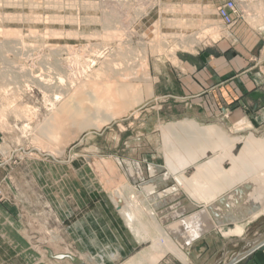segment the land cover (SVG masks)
Instances as JSON below:
<instances>
[{"label":"rangeland","instance_id":"374dc122","mask_svg":"<svg viewBox=\"0 0 264 264\" xmlns=\"http://www.w3.org/2000/svg\"><path fill=\"white\" fill-rule=\"evenodd\" d=\"M245 29L264 37V0H0V203L18 214L0 264H211L206 244L239 254L263 233L264 124L173 93L185 59ZM103 200L132 254L84 221L101 251L71 235Z\"/></svg>","mask_w":264,"mask_h":264},{"label":"crops","instance_id":"0c3cea01","mask_svg":"<svg viewBox=\"0 0 264 264\" xmlns=\"http://www.w3.org/2000/svg\"><path fill=\"white\" fill-rule=\"evenodd\" d=\"M234 32L236 36L233 40L226 39L218 42L214 47L185 59L184 68L175 79L173 93L186 102L195 112L196 117L216 116L227 111L233 118L246 119L234 127L244 125L245 128H251L250 122L256 126L264 124V37L249 29L243 32L248 34V39L242 33H238V30ZM258 46L262 48L257 51ZM259 154L264 160V153L259 152ZM214 169H208L207 172L202 170V175L219 176L218 169L216 171ZM255 190L252 189V191ZM238 194L243 200L242 192ZM236 197L238 196L235 194L231 200L234 201ZM13 208L0 203V262L13 255L10 234L18 227L13 220V216L18 214L10 212ZM115 214L114 207L109 206L104 200L98 201L97 205L90 207L89 211L71 221L68 227H70L71 235L77 236L90 252L101 251V248L90 249L87 246L76 226L81 221L85 223V225L82 223L79 225L82 231H85L83 235L92 236L99 233L104 236H115L120 250L117 254L125 257L132 254L140 242L125 223L117 221ZM86 226H91V230L86 232ZM17 232L20 234L19 228ZM232 233H234L233 230ZM259 234L261 233H257L254 237L256 238ZM231 241L239 240L232 239L228 242ZM263 241L264 237H261L255 243ZM254 244L248 242L240 253H245ZM208 246L206 244V247L202 249L199 258H203L204 262L213 258L211 264H227L239 252H230L226 249V244H222L219 249L214 247L211 253L204 257L203 254L207 252ZM246 264H264V249L254 250Z\"/></svg>","mask_w":264,"mask_h":264},{"label":"water","instance_id":"95a60500","mask_svg":"<svg viewBox=\"0 0 264 264\" xmlns=\"http://www.w3.org/2000/svg\"><path fill=\"white\" fill-rule=\"evenodd\" d=\"M264 237V232L259 234V236H257L256 238H253L251 240H248V242L254 244L256 242V240H258V238ZM256 249H264V241L260 242V243H255L248 251H246L245 253H239L236 256H234V258H231V260H229V262H227V264H246V262L250 259V255L251 253L256 250ZM244 261V262H241ZM78 264H86L84 262H80Z\"/></svg>","mask_w":264,"mask_h":264},{"label":"built area","instance_id":"2783aa9c","mask_svg":"<svg viewBox=\"0 0 264 264\" xmlns=\"http://www.w3.org/2000/svg\"><path fill=\"white\" fill-rule=\"evenodd\" d=\"M237 7L234 2H228L225 5L219 6L217 14L222 21L228 25H232L234 20L232 19L236 13Z\"/></svg>","mask_w":264,"mask_h":264},{"label":"bare ground","instance_id":"6f19581e","mask_svg":"<svg viewBox=\"0 0 264 264\" xmlns=\"http://www.w3.org/2000/svg\"><path fill=\"white\" fill-rule=\"evenodd\" d=\"M259 4L260 5H263L262 4V2L260 3L259 2ZM57 96V95H56ZM79 109H82V108H79ZM112 113V112H111ZM110 113V114H111ZM113 117V116H112ZM179 123V122H178ZM178 126H182V125H178ZM112 187V186H111ZM118 197H120L121 198V193H119L118 194ZM121 200V199H120ZM123 208V207H122ZM125 209L126 210H124V213H126L127 215H129L131 218L133 217V213H134V210L133 209H131V208H129V209H127L126 207H125ZM123 213V214H124ZM125 215V214H124ZM126 216V215H125ZM130 221V220H129ZM131 224V223H130ZM131 226V225H130ZM129 227V226H128ZM134 228V227H133ZM134 230V229H133ZM135 232H137V233H140V230H139V228H137V227H135ZM106 254V253H105ZM92 256L95 258V259H97V260H99V261H102V257L100 256V255H98V254H96V253H93L92 254Z\"/></svg>","mask_w":264,"mask_h":264}]
</instances>
